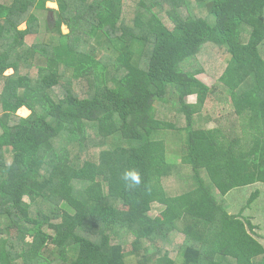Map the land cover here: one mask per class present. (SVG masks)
<instances>
[{"label": "trees", "instance_id": "1", "mask_svg": "<svg viewBox=\"0 0 264 264\" xmlns=\"http://www.w3.org/2000/svg\"><path fill=\"white\" fill-rule=\"evenodd\" d=\"M56 3L29 45L47 1L0 0V264H264V204L231 213L214 195L264 200V0ZM209 47L230 57L215 81L228 98L197 78ZM222 100L228 134L194 123ZM165 129L185 133L181 163Z\"/></svg>", "mask_w": 264, "mask_h": 264}, {"label": "rangeland", "instance_id": "2", "mask_svg": "<svg viewBox=\"0 0 264 264\" xmlns=\"http://www.w3.org/2000/svg\"><path fill=\"white\" fill-rule=\"evenodd\" d=\"M46 9L45 10H36L35 14L39 17L40 19V24H41V32L36 35V36H28L27 37V43L29 45L35 44L38 42H41L47 31L51 28V26L54 24L56 21V17L54 15V11L58 10V5L56 3V0H46ZM126 3V0H125ZM26 26L23 25L21 26V29H25ZM63 31L65 34L68 33V28L66 26L63 27ZM106 38L103 36V34H98L96 37L93 39V46H96L97 48H100L103 46L105 43ZM214 55H216V58H214V63L211 67L208 69H205L206 71L197 74V78L201 80L203 83L206 85L210 86L213 88L212 90L216 92L217 96L220 97H227L229 95V91L226 90V88L222 85H215V81L217 77L221 74V70L224 68L225 65L229 63L230 57L228 55H220V52L216 54L215 48H208L206 52H204L202 56V60L206 61L212 58ZM13 71H8L7 74H12ZM186 102L190 104H196L197 99L195 95H189L186 97ZM220 105H217L215 103H205L203 106L200 108H197L198 111L193 115V121L194 123L204 127V128H213V127H221L218 122H216L213 117H218L221 118L222 127L225 132L228 134L229 129L226 128V121L227 117H230L232 115L233 109L231 106H226V101L222 100L219 101ZM199 106L198 104L196 107ZM31 111L28 109H21L18 111V114L21 116H28L30 115ZM209 115L211 118L208 117H203V115ZM233 116H231L232 118ZM235 131H237V135H241V138H243V141L246 142L244 139L246 132H242L240 130V121L237 124L234 132L232 131L230 135L235 136ZM154 137L156 139H161L164 142L165 145V155L166 159L168 162H174V163H181V158L182 155L185 153V133L184 132H179V131H174V130H161L158 131ZM183 172V171H182ZM176 177H173V180L165 183L167 184V187L169 188L167 190L168 193H175L178 186V180L175 179ZM263 192V189H262ZM215 197L217 199H222L223 201L226 202V206L230 210L231 213H237L239 210L247 209L249 215H254L256 211L260 208L261 204H264V200L260 199L259 201L255 202L252 204L250 207L247 205V201L250 196V191L246 193H242L241 190H234L230 194L226 195L224 198L221 197L217 192L214 193ZM263 198H264V193H263ZM247 205V206H246ZM246 206V207H245ZM245 207V208H243ZM163 210V206L159 205V203H154L151 206V211L149 213V216L155 217L159 215V213ZM263 211V210H262ZM9 238L14 241H31V236L27 235L26 233L20 232L17 229H10L9 230ZM175 264H182L181 259H176Z\"/></svg>", "mask_w": 264, "mask_h": 264}, {"label": "clouds", "instance_id": "3", "mask_svg": "<svg viewBox=\"0 0 264 264\" xmlns=\"http://www.w3.org/2000/svg\"><path fill=\"white\" fill-rule=\"evenodd\" d=\"M131 179L135 184H139L140 183V177H139V173L136 171H126L124 173V179Z\"/></svg>", "mask_w": 264, "mask_h": 264}]
</instances>
